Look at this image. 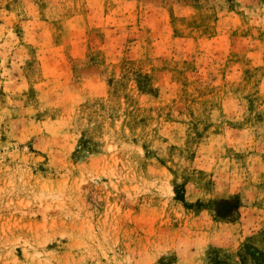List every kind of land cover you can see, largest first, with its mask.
Wrapping results in <instances>:
<instances>
[{"label": "rangeland", "instance_id": "1", "mask_svg": "<svg viewBox=\"0 0 264 264\" xmlns=\"http://www.w3.org/2000/svg\"><path fill=\"white\" fill-rule=\"evenodd\" d=\"M252 249L264 264V0H0V264Z\"/></svg>", "mask_w": 264, "mask_h": 264}, {"label": "trees", "instance_id": "2", "mask_svg": "<svg viewBox=\"0 0 264 264\" xmlns=\"http://www.w3.org/2000/svg\"><path fill=\"white\" fill-rule=\"evenodd\" d=\"M179 200L183 204H185L182 197H179ZM197 204L200 205V203H197ZM237 207H238V203L235 199L233 202L230 200L224 199V200H220V202L218 203H214L211 209L213 211L214 217L218 219H222V220H232L233 219L232 215L236 211ZM252 251H253L251 252L253 255L252 264H256V261L259 259V255L258 254L254 255V252H256L255 249H252ZM242 257L243 255L240 254V261L243 262L244 260Z\"/></svg>", "mask_w": 264, "mask_h": 264}]
</instances>
